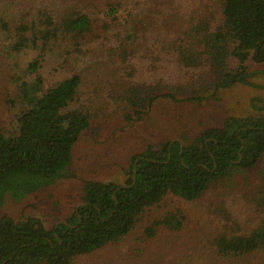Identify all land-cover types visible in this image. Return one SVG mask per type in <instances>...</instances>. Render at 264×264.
Listing matches in <instances>:
<instances>
[{
    "label": "trees",
    "instance_id": "16d2710c",
    "mask_svg": "<svg viewBox=\"0 0 264 264\" xmlns=\"http://www.w3.org/2000/svg\"><path fill=\"white\" fill-rule=\"evenodd\" d=\"M218 2L219 20L191 18L183 31L167 34L162 30L169 47L186 43L178 49L177 62L182 68L206 67V77L199 81L198 88L194 89L193 81L185 87H177L176 91H167L161 83L126 87L117 99L119 111L126 112L123 114L125 123L142 121L159 100L189 104L217 101L222 89L237 83L248 84L246 62L250 58L264 61V0ZM105 9L110 18L117 12L115 5L109 3ZM212 21L215 23L210 25ZM45 22L46 27L51 25L49 19ZM0 23L3 31L7 29L2 16ZM97 26L86 13L78 11L54 29L35 32L34 28L19 24L12 28L13 43L5 49L0 47V93L6 94L1 99L2 108L15 106L16 97H12V92L21 94L22 99L25 96L29 104L18 117L16 134L6 137L0 130V203L13 176L28 175L46 183L57 178L71 162L82 131L90 127L95 117L85 107L69 110L77 99L81 83L77 74L43 91L39 59L32 60L23 71L34 76L31 84L9 76L7 66L10 64L6 57L11 56V51L19 52L29 46L37 49L38 40L43 41L40 50H44L46 43L56 35L71 42L79 52L83 43L102 38L109 22ZM137 34L141 37V33ZM162 34L155 31L145 34V43L155 44L157 54L155 57L148 55L147 59H157L162 54ZM129 51L124 49L123 55L119 56L123 62L129 60ZM229 59L236 68H231ZM185 88L187 93L183 95ZM258 120L228 116L218 127L199 133L188 129L181 132V145L177 140L148 145L141 154L133 157L123 184L84 183L81 205L52 229H46L35 218L18 223L8 217L1 218L0 264H72L76 256L120 243L133 231L143 212L158 206L167 196L189 202L206 201L215 185L226 186L236 176L249 181V172L254 169L261 181L260 187H264V169L258 168L264 155V120ZM261 189L260 194H264ZM216 197L218 199L219 195ZM258 199L264 208V197ZM183 218L178 212L170 211L163 219L145 228V237L154 238L156 231L162 229L179 231L183 227ZM259 220L219 225L205 238L202 246L197 243L200 255L192 260L187 258L184 264H246L247 259L264 257V217Z\"/></svg>",
    "mask_w": 264,
    "mask_h": 264
},
{
    "label": "rangeland",
    "instance_id": "374dc122",
    "mask_svg": "<svg viewBox=\"0 0 264 264\" xmlns=\"http://www.w3.org/2000/svg\"><path fill=\"white\" fill-rule=\"evenodd\" d=\"M97 1L0 0V16L7 28L3 31L0 23V47L4 49L13 43L12 28L19 24L34 28L35 32L54 29L59 22L78 11L86 13L98 28L104 21L109 22L104 36L83 43L79 52L75 51L71 42L56 35L46 43L44 50H40L43 41L38 40L37 49L29 46L19 52L11 51V56L6 57L10 64L7 66L9 76L31 84L34 76L23 71L32 60L39 59L43 91L77 74L81 83L77 99L69 110L85 107L95 117L75 144L71 162L52 182H42L28 175L12 177L1 196L0 219L8 217L18 223L35 218L46 229H52L80 203L84 183L123 184L133 157L141 154L148 145L157 146L171 140H179L182 144L179 139L181 132L188 129L199 133L218 127L228 116L264 120V61L250 58L245 64L248 84L237 83L222 89L217 101L189 104L163 99L142 121L125 123L123 114L126 112L119 111L117 99L124 94L126 87L161 83L167 91H176L177 87H185L193 81L194 89L198 88L199 81L206 77V67L182 68L177 62L178 49L186 43L169 47L162 30L167 34L183 31L191 18L196 21L206 17L219 20V2L100 0L96 4ZM107 3L115 5L117 10L112 18L107 16ZM47 19L51 25L46 27ZM152 31L162 34L163 52L157 59H147L148 55H157L154 51L156 45L144 41L145 34ZM137 32L141 33V37ZM124 49L133 50V53L129 51V60L123 62L119 56L123 55ZM229 64L231 68L237 66L232 59H229ZM182 91L185 95L187 88ZM17 94H11L16 97L15 106L2 108L1 99L6 94L0 93V130L6 137L16 134L18 117L29 106L28 99L25 96L22 99L21 94ZM258 166L264 169V155ZM255 170L249 172V181L236 176L226 186L215 185L206 196V201L189 202L175 196L165 197L158 206L143 212L133 231L120 243L76 256L72 264H184L187 258H196L200 255L197 243L202 246L205 238L219 225L259 222L260 217H264V208L258 199L264 197L260 194V189L264 192V187H260L261 181ZM170 211L184 217L182 229L176 232L157 230L154 238L145 237V228L163 219ZM245 263L264 264V257L256 256L245 260Z\"/></svg>",
    "mask_w": 264,
    "mask_h": 264
},
{
    "label": "water",
    "instance_id": "95a60500",
    "mask_svg": "<svg viewBox=\"0 0 264 264\" xmlns=\"http://www.w3.org/2000/svg\"><path fill=\"white\" fill-rule=\"evenodd\" d=\"M263 41H264V38H263ZM177 141H178V142L180 143V145H181V142H180L179 140H177ZM240 158H241V157L239 156V159H240ZM136 161H137V160H135V163H136ZM238 161H239V160H238ZM238 161H237V162H238ZM135 163H134V164H135ZM134 172H135V165H134V167H133V173H134ZM132 179H133V183H134V179H135V176H134V175L132 176ZM133 183H132V184H133ZM80 205H81V204H78L77 207L80 206Z\"/></svg>",
    "mask_w": 264,
    "mask_h": 264
}]
</instances>
